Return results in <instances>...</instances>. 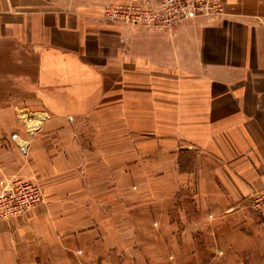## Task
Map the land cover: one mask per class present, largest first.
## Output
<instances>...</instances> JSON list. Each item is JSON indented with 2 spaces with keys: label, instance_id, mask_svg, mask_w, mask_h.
I'll return each instance as SVG.
<instances>
[{
  "label": "crops",
  "instance_id": "obj_1",
  "mask_svg": "<svg viewBox=\"0 0 264 264\" xmlns=\"http://www.w3.org/2000/svg\"><path fill=\"white\" fill-rule=\"evenodd\" d=\"M162 1L0 0V189L22 176L47 196L0 222V264H145L138 243L178 240L151 264H209L199 234L215 262L264 264V0L172 27L107 11ZM186 190L195 215L154 226Z\"/></svg>",
  "mask_w": 264,
  "mask_h": 264
},
{
  "label": "built area",
  "instance_id": "obj_2",
  "mask_svg": "<svg viewBox=\"0 0 264 264\" xmlns=\"http://www.w3.org/2000/svg\"><path fill=\"white\" fill-rule=\"evenodd\" d=\"M108 15L125 24L172 27L187 20L204 18L214 22L225 15L224 0H163L158 7L114 4ZM43 201L40 185L34 180L13 176L0 190V221L31 211ZM264 204V192L257 196Z\"/></svg>",
  "mask_w": 264,
  "mask_h": 264
},
{
  "label": "rangeland",
  "instance_id": "obj_3",
  "mask_svg": "<svg viewBox=\"0 0 264 264\" xmlns=\"http://www.w3.org/2000/svg\"><path fill=\"white\" fill-rule=\"evenodd\" d=\"M53 1H55V2L57 1L61 5H69V6H71V4L72 5H76V4L81 3L83 0H53ZM22 124H23L25 129L29 130L28 129V125H27L28 123L25 122V120H24V122ZM40 125L41 124L39 123V125L35 128L33 133L38 132ZM12 177H13V175H8L5 178L3 186L5 185V183L8 180L12 179ZM23 178H25V177H23ZM138 181L139 180L137 179V180L133 181V183H132V184L135 185V186L133 185L135 190L139 189V186H140L139 184H141ZM172 181L174 182L173 178L169 182L173 183ZM37 183L40 185L39 182H37ZM174 184H175V182H174ZM3 186L1 187V189H3ZM40 187H41V185H40ZM41 190H42V194H43V201L40 202L35 207L47 203V196H46V193H45L43 187H41ZM183 195L186 196L185 199H183ZM171 196L173 197V199H171L167 204L166 203L164 205L159 204V205H156L155 208H153V210H152L153 215L152 216H153L154 226H158L157 221L158 220L161 221L162 219H165L166 217L170 218L172 222H177L178 218L180 217V212H181L180 210L182 208V204H185L186 209L190 210L191 214L193 216L195 215L196 210H195V208L193 209V196H192L190 191L186 190L184 193H182V192L179 193V195H177V194L175 195V193H174ZM33 209H35V208H33ZM25 213H27V212H25ZM25 213L21 214L20 216L24 215ZM127 217L129 218V216H127ZM16 218H18V216H15L14 218L13 217L9 218L6 221H10V220L16 219ZM0 222H4V221H0ZM227 225L229 226L231 224H229L228 222L224 221V222L220 223V228L227 227ZM206 236H208V235L206 234ZM206 236L205 235L202 236L201 234H199L197 236V239L195 238L196 239V243H198V246H201L203 248V251H204V252H202L203 255H201L200 258L202 260L204 259V261L206 263H209V264H229L228 260L215 262L216 261L215 256H219L220 257L221 256V252L224 251V250L221 249V252L217 253L219 250L215 251L212 248L214 246L213 245L214 244L213 241L216 240V239H213L211 237L207 238ZM225 239H227V238H225ZM181 244H182V241H179V240L178 241H173V242H163V241L159 242V241H155V242H152L150 244L149 243H138V245L134 246V250H135L134 256L136 258L138 256L144 257L145 258L144 263L145 264H151V260H152L151 259V254L152 253L158 252L164 258V257H166V255H165L166 254V250H167L166 248H169V249L172 250V249L175 248V245L180 246ZM169 249L167 250V252L170 253L171 250H169ZM77 252H78L77 253L78 255L83 254V249L80 248L79 251H77ZM142 252H144L145 254L143 255ZM222 253H224L223 255L225 256V252H222ZM120 257H123L122 254H120ZM201 259H200V261H201ZM134 261H136V260H134ZM196 262L197 261H193L192 260V261H190V264H193V263L195 264ZM116 264H129V263H128V261L120 259V260H117Z\"/></svg>",
  "mask_w": 264,
  "mask_h": 264
},
{
  "label": "bare ground",
  "instance_id": "obj_4",
  "mask_svg": "<svg viewBox=\"0 0 264 264\" xmlns=\"http://www.w3.org/2000/svg\"><path fill=\"white\" fill-rule=\"evenodd\" d=\"M39 123L40 122H38L36 120L32 121V122L28 120V125L30 126L31 129H35L39 125Z\"/></svg>",
  "mask_w": 264,
  "mask_h": 264
}]
</instances>
